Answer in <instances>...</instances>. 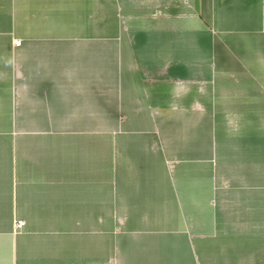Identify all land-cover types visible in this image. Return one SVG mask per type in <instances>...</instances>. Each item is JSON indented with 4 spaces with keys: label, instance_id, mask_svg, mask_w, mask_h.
<instances>
[{
    "label": "crops",
    "instance_id": "crops-1",
    "mask_svg": "<svg viewBox=\"0 0 264 264\" xmlns=\"http://www.w3.org/2000/svg\"><path fill=\"white\" fill-rule=\"evenodd\" d=\"M261 34L264 0H0V264H264Z\"/></svg>",
    "mask_w": 264,
    "mask_h": 264
},
{
    "label": "rangeland",
    "instance_id": "rangeland-1",
    "mask_svg": "<svg viewBox=\"0 0 264 264\" xmlns=\"http://www.w3.org/2000/svg\"><path fill=\"white\" fill-rule=\"evenodd\" d=\"M262 36L263 35L261 34V37L252 38L249 41H246L245 43H252V45L255 46V48L261 47L262 51H264V39H260V38H262ZM245 43L241 42V46L235 47V48L239 49V51L236 50L233 57H232V59H234L233 64L239 63V64L248 65L251 62V59L247 55V52L244 51V47L247 46V45H245ZM240 49H241V51H240ZM258 60H259V58L257 57L256 62H258ZM20 224L22 225L23 223H20Z\"/></svg>",
    "mask_w": 264,
    "mask_h": 264
},
{
    "label": "built area",
    "instance_id": "built-area-1",
    "mask_svg": "<svg viewBox=\"0 0 264 264\" xmlns=\"http://www.w3.org/2000/svg\"><path fill=\"white\" fill-rule=\"evenodd\" d=\"M20 45V43L18 42V43H16V46H19Z\"/></svg>",
    "mask_w": 264,
    "mask_h": 264
}]
</instances>
